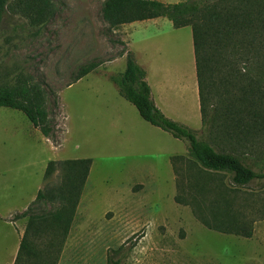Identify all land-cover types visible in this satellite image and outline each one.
<instances>
[{
  "label": "rangeland",
  "instance_id": "rangeland-1",
  "mask_svg": "<svg viewBox=\"0 0 264 264\" xmlns=\"http://www.w3.org/2000/svg\"><path fill=\"white\" fill-rule=\"evenodd\" d=\"M50 2L53 12L41 25L12 8L0 25V87L21 81L40 86L50 129L45 137L21 111L0 107V264L18 245L17 228L27 220L20 213L38 189L61 182L60 168L44 178L47 163L77 158H90L91 165L56 264H108V256L119 264H264V183L254 180L232 193L233 204L252 219L250 237L208 229L190 205L174 198L169 156L187 155L186 142L143 120L111 80L130 53L167 117L217 150L247 153L260 165L264 133L225 134L222 115L230 105L264 108V84L255 80L264 73V35L245 29L237 45L227 42L217 57L207 108L216 116L205 137L197 93L190 92V26L174 28L158 17L111 27L102 18L104 0ZM253 4L248 8L264 19V2ZM90 64L95 68L75 80ZM176 164L182 169L186 158ZM52 208L41 204L42 211Z\"/></svg>",
  "mask_w": 264,
  "mask_h": 264
},
{
  "label": "trees",
  "instance_id": "trees-1",
  "mask_svg": "<svg viewBox=\"0 0 264 264\" xmlns=\"http://www.w3.org/2000/svg\"><path fill=\"white\" fill-rule=\"evenodd\" d=\"M262 2L264 0H186L176 3L104 0L101 14L111 27L157 17H166L174 28L191 27L202 131L207 137L216 116H210L207 110L214 91V63L222 55L227 42L233 40L231 45H237V36L243 30H256L254 36L264 35V19L259 11L248 8L253 3L263 7ZM8 8L20 12L34 25L43 24L53 12L50 0H0V25ZM255 20L258 21L256 25ZM95 66L90 64L83 68L75 80ZM144 77L145 71L128 53L124 70L118 76H111V80L143 120L186 142L187 155L170 157L177 188L175 200L190 205L194 216L208 229L250 237L252 219L233 204L232 193L235 188L254 180L264 183V163L258 165L247 153L217 150L190 127L167 117L154 103ZM255 80L264 84V73H257ZM45 93L40 86L29 81L18 82L12 87L3 86L0 87V107L21 111L43 136L48 137ZM244 110L240 105L226 108L222 115L227 123L222 129L225 134L234 137L237 132L248 129L256 135L264 133V108L262 111ZM183 157L187 165L181 169L176 161H182ZM90 165V158L50 160L47 163L44 178L60 168L61 182L54 187L38 189L34 199L20 213L19 216L27 220L13 264H56ZM222 177H228V184ZM183 184L188 192L181 187ZM44 203L53 204V208L42 211L41 204ZM107 259L108 264L120 263L119 258L108 256Z\"/></svg>",
  "mask_w": 264,
  "mask_h": 264
},
{
  "label": "crops",
  "instance_id": "crops-1",
  "mask_svg": "<svg viewBox=\"0 0 264 264\" xmlns=\"http://www.w3.org/2000/svg\"><path fill=\"white\" fill-rule=\"evenodd\" d=\"M164 3H176V2H179V1H173V0H160ZM158 18V17H157ZM137 22V21H135ZM135 22H131V23H127V24H122V25H132L133 23ZM192 45H193V42H192ZM194 54V52H193ZM140 66V65H139ZM194 67H195V59H194ZM144 70V69H143ZM145 71V70H144ZM145 81H146V71H145V77H144ZM147 82V81H146ZM148 84V83H147ZM149 85V84H148ZM192 85V86H191ZM191 87H193V91L190 90V86H189V90L190 92L195 96L196 93H197V102H199V98H198V88L196 87L197 86V79H196V70H195V80L191 83ZM150 87V86H149ZM150 92H151V88H150ZM153 94H151L152 96ZM157 96H158V93H157ZM157 96H155V98L152 97L154 103L156 104V106L159 108V102H158V98ZM129 102V101H128ZM132 104V103H131ZM196 104V103H195ZM133 105V104H132ZM134 106V105H133ZM135 107V106H134ZM195 107H198V104L197 106L195 105ZM160 109V108H159ZM197 109V108H196ZM178 153H173L169 156V163H170V157L173 156V155H177ZM170 167H171V170H172V166H171V163H170ZM173 172V171H172ZM33 200V199H32ZM14 223L16 222L13 221ZM19 226V225H18ZM17 231H18V245L16 246L14 252L12 253L11 255V258L9 259V261L7 262V264H13L14 262V259H15V256L17 254V251H18V247H19V242H20V239H21V236L23 234V231H24V228L22 226H19V228H17Z\"/></svg>",
  "mask_w": 264,
  "mask_h": 264
}]
</instances>
